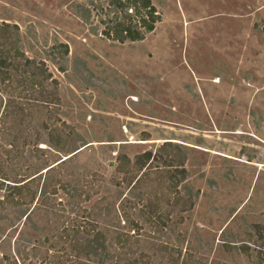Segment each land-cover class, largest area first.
<instances>
[{
  "label": "rangeland",
  "instance_id": "1",
  "mask_svg": "<svg viewBox=\"0 0 264 264\" xmlns=\"http://www.w3.org/2000/svg\"><path fill=\"white\" fill-rule=\"evenodd\" d=\"M107 1L0 0V24L18 25L22 51L45 64L58 83L60 101L44 111V101L57 102L28 94L22 109L37 121L25 124L20 116L21 122H0V130L13 128L9 140L15 141L10 148L0 140V177L25 180L45 161L59 160L55 153L37 152L46 147L43 143L39 148L23 145L24 137L47 138L51 127L38 128L40 118L52 115V122H65L87 144L45 184L34 185L36 190L59 188L43 204L53 207L60 226L52 219L39 234L26 229L24 219L13 229L1 223L0 264H49L50 257L34 256L38 250L58 254L64 264H84L86 251L70 238L86 229H67L75 227L76 210L108 206L116 192L119 155L134 160L165 142L180 145L186 154L187 180L179 193L170 186L172 170L165 164L137 172L144 189L161 193L153 199L161 217L152 207L143 218L134 202L117 203L121 227L126 214L138 227L117 228L132 238L126 246L113 245L114 264H264L259 252L264 251V0H152L162 21L144 41L125 44L92 35L78 17V4ZM59 44L69 47L65 60ZM62 66L66 72L59 70ZM76 66L82 70L78 74ZM22 109L19 105L16 112L21 115ZM7 147L12 152H5ZM64 173L84 185L90 202L85 196L71 201L61 189ZM184 185L199 192L192 209L182 198ZM105 230L114 231L99 229ZM242 244L250 248L248 255L239 250Z\"/></svg>",
  "mask_w": 264,
  "mask_h": 264
},
{
  "label": "trees",
  "instance_id": "2",
  "mask_svg": "<svg viewBox=\"0 0 264 264\" xmlns=\"http://www.w3.org/2000/svg\"><path fill=\"white\" fill-rule=\"evenodd\" d=\"M76 8L78 17L86 25L90 26L92 35H100L106 40L119 44L144 41L146 36L153 33L156 25L162 21V16L152 0H108L106 3L91 2L88 5L78 4ZM93 19L97 20L94 26ZM56 48L61 51L63 60L68 58L70 53L68 45L59 44ZM45 67L44 63H37L34 59L27 58L22 51L21 32L18 25L9 23L0 24V109H3L0 122H3L4 125H6L5 122L7 123V121L21 122L22 120L18 119L20 116L23 118L25 124L28 121H37L35 114L27 116L25 113H28V111L22 109L24 98L29 96L28 94H32L38 101L45 94L46 98L57 102L44 101L45 105L42 107L44 111H48L51 108V104H59L58 83ZM59 70L66 72L64 66L59 67ZM83 70L88 72L85 66ZM80 71L82 70H79L78 66H76L75 73L78 74ZM49 87L51 89L48 91ZM19 105L22 109L20 111L21 115L16 112ZM52 120V115L49 119L48 117L47 119H38L41 123L38 128L48 129V126L51 127V131L46 139L40 134L32 136L31 139L24 137L23 145L39 148V145L43 143V145H46L45 148L36 149L40 155L46 152L50 154L55 153V155H60V158L54 163L56 164L55 166L45 161L37 171L31 172V176L25 180L13 181L10 177L8 180L6 179L8 176L4 175L0 177L3 180H0V191L4 190V195L0 196V225L1 223L9 222V227L13 229L24 219V227L39 234H42L45 231L44 229L49 227L50 220L52 219L55 220L58 227L60 226V218H58L53 207H46L43 204L44 200L50 195L56 196L59 188L41 186L40 189L37 188L36 190L34 185L40 183L41 180H44L45 184V179L50 177V173H57L59 170L57 167L62 164L67 162L72 163L78 154L82 152L81 149L87 144L84 137L77 133L70 125H67L65 122L59 125L52 122ZM54 120L58 121L57 119ZM2 128L0 130V140L5 141L3 146H10V148L14 146L15 148V141H12L14 133L11 129L13 128L6 126ZM4 136H6V139ZM9 137L12 138L11 141ZM8 147L5 149V152H12V149ZM61 155H65V159ZM186 159V154L181 151V146L173 142H165L155 153L148 151L137 155L134 160L126 154L118 156L119 163L115 167L114 184L116 192L110 197L111 202L107 207L101 203L95 204L89 211L83 207H80L81 209L78 208L76 210L75 227L72 225L67 226V229H86L74 231L73 236L70 238L86 251V255L83 258V260H86L84 264H114L117 253L113 252V245L120 244L121 246H126L128 242H131L132 236L129 233H118L117 228H135L138 225L133 223L126 214L124 217L125 224L121 227V220L117 215V203L120 202V205H131V202H134V210L138 208V215L143 218L149 215L146 210L152 207L154 214L161 217V214H159L160 206L158 207L157 204L154 205L153 203V199H156L161 193L153 187L144 189L143 184L141 185L142 180H137V172L145 171L143 173L145 174L147 171L159 168L158 166L152 167L154 163L165 164L164 166L172 170L168 172L171 175L170 179L174 181L170 183V186L180 193L178 189L186 182L188 176V172L185 169ZM64 176L66 181L63 183L61 189L64 190L71 201H78L82 196H85L84 200L86 202L91 201V193L83 191L84 185L79 180H70L69 178L74 177L68 173H64ZM126 191H128V195L125 193ZM181 192L183 193L182 198L190 203L189 209H192L195 204L194 201L199 196V192H194L193 188L188 185H184ZM131 199L134 201H131ZM34 204H36L37 209L36 207L32 209ZM142 205L146 206L141 207ZM180 210L184 211V209ZM35 218L38 219L37 222H35ZM148 219L150 220L151 218L148 217ZM132 224L133 226H131ZM103 228L113 229L114 231L105 230V233L100 232L99 229ZM108 237H111L109 244L106 243V238ZM136 241L140 242L139 240ZM39 244L44 246L41 242ZM228 246L234 249L237 247L234 245ZM70 249L76 252L71 246ZM239 250L247 255L250 253V248L245 244H242ZM259 252L264 255V251L259 249ZM39 255L42 256V261H47L49 260L48 257H50L49 264H64L58 254L50 255L49 250H46L44 253L46 256L39 250L34 253L35 257ZM138 259L140 260V258ZM193 262L191 260L188 264H194Z\"/></svg>",
  "mask_w": 264,
  "mask_h": 264
}]
</instances>
